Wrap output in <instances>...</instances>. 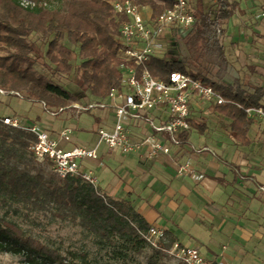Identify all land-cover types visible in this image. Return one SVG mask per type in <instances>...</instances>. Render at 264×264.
<instances>
[{
	"label": "trees",
	"instance_id": "trees-1",
	"mask_svg": "<svg viewBox=\"0 0 264 264\" xmlns=\"http://www.w3.org/2000/svg\"><path fill=\"white\" fill-rule=\"evenodd\" d=\"M112 1L59 0L57 6L51 7L45 0H0V46L5 50V54H0V88L19 92L20 99L44 103L53 109L77 101L68 89L34 68V57L42 56L43 68L51 77L71 74L74 50L63 44L66 41L77 47L80 58L76 85L89 93V98L81 103L104 99L111 88L120 85L124 63L117 56L121 44L118 28L123 17L115 15ZM133 1L149 6L153 17L171 4V0ZM236 1L191 0L193 24L168 31L165 40L166 45L173 47L176 43L169 41L178 36L185 53L172 57L171 52H161L146 67L152 76L164 81L169 80L172 72H184L218 90L225 102L209 106L228 120L232 139L248 146L253 119L246 109H264V84L244 89L225 80L228 59L222 37L237 8ZM33 33L45 38L43 55L28 39ZM189 121L190 129L177 133L181 140L190 139L193 130L199 135L207 131L205 121H197L192 115ZM34 139L31 133L0 122V208L17 205L49 212L102 241L118 237L139 252L147 243L143 235L150 224L131 201L101 193L99 185L94 186L80 176L60 178L42 164L49 165L47 161L35 160L30 149ZM166 235L170 246L175 238L167 232ZM0 252L22 253L28 264H78L67 261L56 248L26 234L18 223L1 215Z\"/></svg>",
	"mask_w": 264,
	"mask_h": 264
},
{
	"label": "built area",
	"instance_id": "built-area-1",
	"mask_svg": "<svg viewBox=\"0 0 264 264\" xmlns=\"http://www.w3.org/2000/svg\"><path fill=\"white\" fill-rule=\"evenodd\" d=\"M111 4L115 15L123 17L118 28L121 44L117 50V56L124 61L120 85L111 88L98 102L83 104L75 101L58 109L42 103L50 117L73 112L77 119L81 112L97 108L101 112L100 118H105L108 123L97 127L96 142L64 148L62 142H69L76 129L72 123L53 134L45 127L17 116L0 115V122L31 133L35 138L30 146L33 157L39 162L47 161L60 178L80 176L98 186V176L85 161L98 159L99 146L104 143L109 150H117L124 156L137 155L146 160L167 156L174 161L176 175L200 180L204 174L202 169H197L189 160H177L185 147L192 153L206 151L214 159H222L212 148H195L189 139L178 138L177 133L190 129L189 118L195 105L221 104L225 99L211 85L188 73L172 72L169 80L164 81L152 76L146 67L153 56L163 51L168 31L185 29L193 24L194 15L188 0H171L170 6L156 17L152 16L149 6L133 0H114ZM0 94L22 97L19 92L1 88ZM246 112L249 116L258 114L264 122L263 107L247 108ZM98 164L102 166L101 162ZM258 188L264 189L263 186ZM143 236L155 247L167 240L166 230L156 224H150ZM169 248L186 264H226L205 257L196 246L173 241Z\"/></svg>",
	"mask_w": 264,
	"mask_h": 264
},
{
	"label": "rangeland",
	"instance_id": "rangeland-1",
	"mask_svg": "<svg viewBox=\"0 0 264 264\" xmlns=\"http://www.w3.org/2000/svg\"><path fill=\"white\" fill-rule=\"evenodd\" d=\"M45 1L51 7L59 4V0ZM190 1L188 0L189 4L192 5ZM236 3L237 8L227 22L226 32L222 37L228 59L225 80L229 83H237L244 89H250L251 86L264 84V0H237ZM28 39L37 45L39 53L43 55L46 49V44L43 42L45 38L41 37L39 33H33ZM174 39L169 42L176 43V45L172 47L165 44L162 53L171 52L169 56L172 57L178 53H185L179 37L175 36ZM63 44L74 50V66L71 74L51 77L50 73L43 68L44 58L42 56L34 57V68L38 73L44 74L53 82L68 89L81 103L89 98V93L77 87L75 82L78 78L77 69L80 63L77 47H73L66 41H63ZM0 54H5V50L1 46ZM215 70L216 68L213 72ZM8 114L17 116L26 122L35 121L34 123L45 127L53 134L68 123L74 124L76 129L71 135V140L62 142L64 148H70L73 144L95 143L97 127L105 126L108 123L105 118H100L101 112L97 108H92L89 112H81L77 119L74 118L73 112H64L57 117H50L41 103L29 102L11 94H0V115ZM192 117L200 122L205 121L207 125V131L203 136L193 130L195 137L191 140L192 145L199 148L196 146L207 144L215 150L223 149L221 151L223 155L230 158L232 154L230 151H233L235 141L229 135L228 120L218 115L209 104L195 105L192 110ZM251 117L253 123L248 136L255 143H264V122L258 114H253ZM239 147L237 150L242 151L243 147ZM204 153L208 152L205 151ZM97 154L98 159L85 162L88 168L98 176L99 191L108 195V176L107 178L104 176L113 171L117 179L116 186L120 188V181L127 177L125 174L127 169L123 167V160L126 159V156L117 150H109L104 143L100 144ZM148 161L147 163L150 164L154 162V160ZM99 162L102 163V166H99ZM42 164L50 169L46 163ZM146 188V186L143 187L142 191ZM121 191L122 194L115 197L125 199L124 189L122 188ZM154 193L147 191L137 197L141 200L147 198L150 200ZM0 215L18 223L26 234H30L42 243L56 248L67 261L78 264H186L170 251L168 239L162 242L159 247L144 243L139 252H135L128 243L118 237H113L111 241H102L86 229L60 220L49 212L29 210L25 207L12 205L0 208ZM191 230L195 234H201L205 231L198 223L193 224ZM0 264L28 263L22 253L0 252Z\"/></svg>",
	"mask_w": 264,
	"mask_h": 264
},
{
	"label": "crops",
	"instance_id": "crops-1",
	"mask_svg": "<svg viewBox=\"0 0 264 264\" xmlns=\"http://www.w3.org/2000/svg\"><path fill=\"white\" fill-rule=\"evenodd\" d=\"M235 144L230 158L223 149L194 144L212 148L222 161L209 153L183 149L177 160H189L202 169L200 180L176 175L174 162L167 156L151 159V164L137 155L126 156L127 177L120 181V188L113 171L103 175L108 176V195L122 194L123 188L125 199L149 224L162 226L174 241L198 247L207 258L226 264H264V189L258 188L264 187V143L250 139L242 151ZM147 191L155 192L150 200L137 197ZM195 223L205 231L191 232Z\"/></svg>",
	"mask_w": 264,
	"mask_h": 264
}]
</instances>
